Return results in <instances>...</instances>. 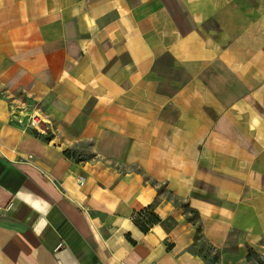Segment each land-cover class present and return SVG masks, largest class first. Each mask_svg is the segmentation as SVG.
<instances>
[{
  "label": "crops",
  "instance_id": "0c3cea01",
  "mask_svg": "<svg viewBox=\"0 0 264 264\" xmlns=\"http://www.w3.org/2000/svg\"><path fill=\"white\" fill-rule=\"evenodd\" d=\"M202 243L264 264V0H0V264Z\"/></svg>",
  "mask_w": 264,
  "mask_h": 264
},
{
  "label": "trees",
  "instance_id": "16d2710c",
  "mask_svg": "<svg viewBox=\"0 0 264 264\" xmlns=\"http://www.w3.org/2000/svg\"><path fill=\"white\" fill-rule=\"evenodd\" d=\"M135 224L140 228V230H142L143 232H147L149 230V226L153 225V224H156V223H159L160 220L155 217L153 214H148V222L146 223H142L141 221L139 220H134ZM210 250V249H209ZM248 256H251V253H249ZM218 260V257L217 255H213L211 257V261H210V264H215V262Z\"/></svg>",
  "mask_w": 264,
  "mask_h": 264
},
{
  "label": "built area",
  "instance_id": "2783aa9c",
  "mask_svg": "<svg viewBox=\"0 0 264 264\" xmlns=\"http://www.w3.org/2000/svg\"><path fill=\"white\" fill-rule=\"evenodd\" d=\"M27 119H28L27 126H29V123L30 124L38 123V120H37V118L34 115H30ZM17 121H18L19 124L25 125L23 119H18Z\"/></svg>",
  "mask_w": 264,
  "mask_h": 264
},
{
  "label": "rangeland",
  "instance_id": "374dc122",
  "mask_svg": "<svg viewBox=\"0 0 264 264\" xmlns=\"http://www.w3.org/2000/svg\"><path fill=\"white\" fill-rule=\"evenodd\" d=\"M193 216H194V215H193ZM194 218H195V216H194ZM201 242H202V241H201ZM199 249H200L201 251L209 252L208 255H209L210 258H211L212 254H211V252H210L208 246H207L205 243H202ZM199 249H198V250H199Z\"/></svg>",
  "mask_w": 264,
  "mask_h": 264
}]
</instances>
